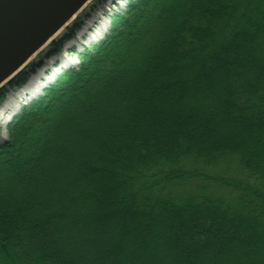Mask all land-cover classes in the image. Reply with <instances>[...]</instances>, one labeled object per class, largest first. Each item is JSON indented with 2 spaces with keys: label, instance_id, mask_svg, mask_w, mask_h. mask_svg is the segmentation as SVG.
<instances>
[{
  "label": "trees",
  "instance_id": "16d2710c",
  "mask_svg": "<svg viewBox=\"0 0 264 264\" xmlns=\"http://www.w3.org/2000/svg\"><path fill=\"white\" fill-rule=\"evenodd\" d=\"M122 9L6 126L0 264H264V0Z\"/></svg>",
  "mask_w": 264,
  "mask_h": 264
},
{
  "label": "water",
  "instance_id": "95a60500",
  "mask_svg": "<svg viewBox=\"0 0 264 264\" xmlns=\"http://www.w3.org/2000/svg\"><path fill=\"white\" fill-rule=\"evenodd\" d=\"M90 0H0V88Z\"/></svg>",
  "mask_w": 264,
  "mask_h": 264
},
{
  "label": "rangeland",
  "instance_id": "374dc122",
  "mask_svg": "<svg viewBox=\"0 0 264 264\" xmlns=\"http://www.w3.org/2000/svg\"><path fill=\"white\" fill-rule=\"evenodd\" d=\"M129 0H107V2H101L97 0H90L87 4L82 7L76 14L74 20L71 21L67 26H71L76 20H78L81 24L77 31H75L74 35L71 38H66L63 41L64 48L61 52L56 55L48 53V46H45L41 51L34 54L31 61L44 62L42 68L37 69L35 73L31 76V80L29 83L35 82L36 79L39 78V75L42 73L50 72L52 66L56 65L58 62H62V58L65 56V62L71 61L75 64L80 62V58L76 57L72 51H84L83 41L88 39V35H90L92 30L95 27H99V23H102V27H99L98 33L103 36V30L107 31L109 29L110 24L112 23V15L120 13L128 4ZM67 27L60 29L55 38H62L66 35ZM54 38V39H55ZM95 43H89L88 46H92ZM30 63V62H29ZM61 73L63 70H60ZM58 75V74H57ZM21 89V88H20ZM19 88H14L13 90H8L9 92L6 94L3 99V103L0 106V142L4 141L6 134V124L4 122V116L8 113V111L14 108L17 111H20L26 104L30 103V99L27 98L22 99L21 95H17ZM43 90H41L42 92ZM13 109V110H14ZM13 114L9 119H12Z\"/></svg>",
  "mask_w": 264,
  "mask_h": 264
},
{
  "label": "bare ground",
  "instance_id": "6f19581e",
  "mask_svg": "<svg viewBox=\"0 0 264 264\" xmlns=\"http://www.w3.org/2000/svg\"><path fill=\"white\" fill-rule=\"evenodd\" d=\"M99 27H102V23H99ZM99 27H95V29L91 31L92 33L90 35H88L89 38H88V40H86L88 43L96 42L102 37V35H100V33H98ZM103 31H105V29ZM62 59H63L62 66H64V68H68V66L74 64V62H71V61L65 62V60H64L65 56ZM59 71H60V69L55 71V75H57V73H59ZM46 73L40 74L39 75L40 80L38 78L35 80V82L28 83L27 85H25L24 88L19 89L16 94L21 95V98H23V99L26 96V98L28 100L35 98L36 96L40 95V92L43 88H45L49 83H52L53 81L56 80V77L54 75H50V77L44 78V75H46ZM42 81H44V82H42ZM13 109L14 108L10 109L8 111V113L4 116V122L5 123H7L8 121L11 120L9 118L12 114L14 116L17 113V112L14 113V111H16V110L15 109L13 110Z\"/></svg>",
  "mask_w": 264,
  "mask_h": 264
}]
</instances>
